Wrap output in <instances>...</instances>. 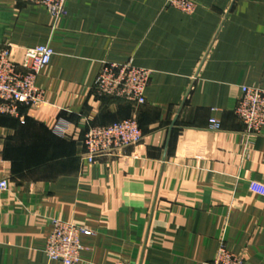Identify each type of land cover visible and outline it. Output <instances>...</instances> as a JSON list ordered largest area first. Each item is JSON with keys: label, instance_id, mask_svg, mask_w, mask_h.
<instances>
[{"label": "crops", "instance_id": "obj_1", "mask_svg": "<svg viewBox=\"0 0 264 264\" xmlns=\"http://www.w3.org/2000/svg\"><path fill=\"white\" fill-rule=\"evenodd\" d=\"M192 1L67 0L55 20L0 0V48L54 52L44 103L0 114V264H62L43 251L53 219L87 230L75 264H201L220 242L264 264V126L249 134L234 113L241 86L264 89V0ZM103 62L150 69L145 102L97 97ZM130 117L143 138L125 157L82 160L88 124Z\"/></svg>", "mask_w": 264, "mask_h": 264}, {"label": "built area", "instance_id": "obj_2", "mask_svg": "<svg viewBox=\"0 0 264 264\" xmlns=\"http://www.w3.org/2000/svg\"><path fill=\"white\" fill-rule=\"evenodd\" d=\"M45 7L57 20L66 9L67 0H28ZM172 6L186 13L194 12L196 3L192 0H166ZM12 47L0 48V114L21 118V106H36L44 103V90L36 83L41 71L49 64L53 49L48 44L25 48L19 60L12 54ZM151 70L131 63L103 62L93 85L97 97L119 98L141 105L145 102V88ZM234 113L244 124L246 132L258 134L264 126V89L257 86H241V94ZM68 122L59 119L53 126L56 134L63 136ZM210 128L217 130L219 123L212 119ZM143 138L135 117L120 119L107 124H88L82 140V160L94 164L104 157L121 158L128 148L138 145ZM3 160L0 158V192L8 190V179L1 176ZM87 230L70 222L52 220V229L46 238L44 254L49 260L62 264H75L80 260V236ZM117 264H121L120 262ZM201 264H245L241 255L227 249L220 242L212 260Z\"/></svg>", "mask_w": 264, "mask_h": 264}, {"label": "rangeland", "instance_id": "obj_3", "mask_svg": "<svg viewBox=\"0 0 264 264\" xmlns=\"http://www.w3.org/2000/svg\"><path fill=\"white\" fill-rule=\"evenodd\" d=\"M197 7V6H196Z\"/></svg>", "mask_w": 264, "mask_h": 264}]
</instances>
